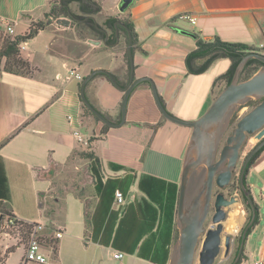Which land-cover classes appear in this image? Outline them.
Returning <instances> with one entry per match:
<instances>
[{
    "label": "crops",
    "instance_id": "obj_1",
    "mask_svg": "<svg viewBox=\"0 0 264 264\" xmlns=\"http://www.w3.org/2000/svg\"><path fill=\"white\" fill-rule=\"evenodd\" d=\"M99 3L98 23L107 16H125L133 25L134 78L150 77L166 110L185 120L197 119L208 108L218 88L213 81L230 65L229 59L222 58L201 74H188L184 59L195 47V34L207 41L219 36L264 49V0H132L123 12L120 0ZM48 8V0H0V19L11 25L15 35L41 19ZM186 13L196 17L195 23L181 17ZM3 26L2 22L0 36ZM62 28L73 30L71 24L50 22L21 44V56L29 62L32 74L4 72V60L0 62V157L8 179V205L17 219L42 224L50 222L43 207L52 186L50 178L40 172L67 163L80 144L74 131L83 136L88 133L80 118L81 81L67 78L69 69L84 77L104 68L127 82L126 64L119 53H112L121 43V34L111 48L75 36V42L84 44V52L56 51L57 56L49 47ZM86 94L95 107L116 119L123 91L110 80L94 77ZM160 120L153 130L151 125ZM101 127L97 122L91 130L97 136ZM190 132V127L163 119L150 84H138L128 98L124 124L100 133L94 145L102 162L103 186L100 193L94 190L90 196L89 222L83 199L66 187L56 191L62 196V215L57 219L54 214L53 221L62 236L54 264H160L139 253L143 246L145 254L154 255L150 242L143 243L148 235L143 206L148 199L138 188V180L154 175L179 184ZM111 163L123 168L115 169ZM246 182L254 200L264 203V150L249 167ZM115 189L123 192L124 204L116 203ZM261 228L264 233V226L257 224L246 238L247 258L249 254L251 258L264 256V234L256 252L248 249L253 233ZM117 250L124 252L122 258L113 257Z\"/></svg>",
    "mask_w": 264,
    "mask_h": 264
},
{
    "label": "water",
    "instance_id": "obj_2",
    "mask_svg": "<svg viewBox=\"0 0 264 264\" xmlns=\"http://www.w3.org/2000/svg\"><path fill=\"white\" fill-rule=\"evenodd\" d=\"M132 0H120L119 10L125 11ZM56 24L68 27L71 23L68 17H57ZM115 25L116 45L119 41L118 26L128 33L127 50L129 57V76L124 86H121L112 72L104 68L93 69L82 80L79 95L82 102L102 123L109 127L124 124L126 105L132 90L142 82H148L157 107L163 117L175 123L191 128V132L183 155L181 175L179 180L175 226L177 241L170 251L167 264H194L198 245L199 264H214L221 245L227 254L230 249L231 234L222 237L223 221L227 217L226 209L237 202L234 195L227 196L226 189L235 174L240 160V153L248 137L259 133L262 137L246 154L239 173V187L247 198L251 217L242 229L237 256L231 264H235L245 243L248 228L259 214V205L254 200L250 189L244 184V173L249 160L264 147V53L251 51L242 56L236 66L232 80L218 92L208 108L194 120H185L168 112L161 103L154 81L148 76L134 78V63L132 51V36L129 29L121 21ZM103 40L89 38L95 45L106 44L108 31ZM254 58L262 65L248 78L241 79V73L248 59ZM97 74H105L118 89L123 91L120 104V119L111 121L98 111L87 98L86 86ZM250 101H257L246 113L232 125V116L239 106ZM214 187L218 189L214 192ZM210 217L211 224L206 226Z\"/></svg>",
    "mask_w": 264,
    "mask_h": 264
},
{
    "label": "trees",
    "instance_id": "obj_3",
    "mask_svg": "<svg viewBox=\"0 0 264 264\" xmlns=\"http://www.w3.org/2000/svg\"><path fill=\"white\" fill-rule=\"evenodd\" d=\"M48 3L50 5L49 11L44 13V16L57 18L60 15H64L70 18L71 26H73L78 31L81 38L84 39L93 38V39L103 40L106 37L105 30L108 31V36L106 39V44L108 47H113L114 46L113 44L116 42L114 23L117 20L121 21L129 29V32L132 36V51L134 50L136 35L131 21L126 17L107 16L104 19L103 23L101 24L98 23L95 20V16L102 9L101 4L99 3L98 0H48ZM127 10L128 8L125 9V11ZM46 24L47 23H43V21H37L36 23H31L25 32L15 35H7L4 38L3 43L0 46V62L2 59L4 60L3 62L4 72L12 73V74H22V75H27L31 73L32 69L30 67L29 62L21 56V44L33 38L40 29L44 28ZM118 29H119V34H123L125 36V43H126L125 53H124V60L126 64L125 78L128 79L129 76V57L127 50L128 33L126 29L122 28L121 26H118ZM194 36H195V47L187 53L184 59L186 71L188 74H201L206 70H208V68L216 60L222 58H227L230 60V65L227 68V70L222 74H220L219 76H217L213 81V85L218 87L216 90V94L220 92L222 88L232 80L236 66L241 60L242 56L251 51L259 52L260 50L259 47H254L252 45H248L242 42L226 41L220 38L219 36H215L210 41L202 39L201 37H199L198 34H195ZM261 65L262 62H260L257 59L254 58L248 59L242 70L241 79H246L249 76H251ZM96 76H104L105 78L108 79V77L105 74H97L94 77ZM113 76L121 86L125 85V82L120 80L117 75L113 74ZM85 77L86 76H84L82 80ZM80 84H79V88H80ZM159 98L163 106H165V103L161 98V96H159ZM92 106L94 105L92 104ZM95 108L98 111H100L97 107ZM85 113L92 116L96 120V122H101L95 115H93L89 111V109L85 106V104L81 100L80 118L82 122H83L82 117ZM101 113L114 122H118L120 119V111L117 114L115 120L112 119L108 114L104 112ZM161 123L162 120L151 125L153 130H155ZM108 129L109 126L102 123L100 133L105 134ZM263 150L264 147H262L256 154H254L247 164L243 180H244V184L248 189L249 186L247 185L246 182V175L248 169ZM82 157L88 159V167L91 176L93 178V188L96 193H100L101 188L103 186L101 159L98 156V154L92 149L91 145L88 147L87 151H84L82 153ZM111 166L114 167L115 169L123 168L122 166L114 165L113 163H111ZM138 188L145 193L148 199L146 200V203L143 206V213L146 221V233L148 234L147 237L143 240V243L150 242L149 245L154 255L148 256L147 254H145L143 246L140 247L139 253L144 258L151 259L154 262L160 264H167L169 259L170 248L177 232L175 226V214H176L179 184L154 175H144L140 177L138 180ZM239 190L241 197L244 201L245 207L246 209H248L249 204L247 203V198L241 192L240 187ZM77 197L83 199L81 194H78ZM9 198H10V194H9L8 179L6 176L4 163L0 157V225L6 219L16 218L11 212L10 207L8 205ZM46 204H47V207L45 209L46 215L53 216L55 208L52 202L48 200ZM88 215H89V205H86V213H85L86 224L89 222ZM250 217H251V212L249 211V215L245 225L250 220ZM258 222H259V214L256 216L254 223L248 228L246 238L253 231L255 225H257ZM19 229L21 232H27L30 229V225L28 224L21 225ZM241 234L239 235L238 238L239 243L241 240ZM246 238H245V242H246ZM47 242L51 245L52 251L56 258L58 251V239L51 236L47 239ZM238 250L239 249L237 248L235 255H237ZM11 251L12 250L8 252ZM243 254H244V247L240 254L239 260L243 258Z\"/></svg>",
    "mask_w": 264,
    "mask_h": 264
},
{
    "label": "rangeland",
    "instance_id": "obj_4",
    "mask_svg": "<svg viewBox=\"0 0 264 264\" xmlns=\"http://www.w3.org/2000/svg\"><path fill=\"white\" fill-rule=\"evenodd\" d=\"M49 7H50V5H49ZM48 11H49V8H48ZM62 16L66 17L64 15H60L59 17H62ZM123 17H125V16H123ZM55 19L56 18L47 17V16L43 15V17L37 21H43V23L52 22L55 24L56 23ZM37 21H33L32 23H36ZM70 21H71V19H70ZM71 27H73V26H71ZM62 29L63 30L56 33L55 38H57V39H56L55 43H53V45L51 47H49L50 53L59 56L58 53H56V51L57 52H61V51L62 52H73V51H76L79 53V55L81 54L82 51L84 52V50H85L84 44L82 42H75V39H74L75 36L76 37L80 36L78 31L74 27H73V30L71 28L70 29L62 28ZM121 35H122L121 43L119 45H117V47H115V49H113L114 51H112V53L113 54L119 53L120 58H121V62L123 63V65H125L124 53H125L126 43H125V36L123 34H121ZM40 41L41 42H39V45L43 44V41L42 40H40ZM109 48H111V47H109ZM259 52L264 53V49L260 48ZM84 69L85 68H83V72L86 73V71H84ZM30 74H32V71ZM256 102L257 101H250L244 105L239 106L238 109L235 111V113L232 116V125L231 126L234 125V123L236 122V120L239 117H241L244 113H246L248 110H250L251 107L256 104ZM82 118H83V122H82L83 127L86 129L85 131L88 132L84 136L85 139L87 140V143L86 144L80 143L78 146V149L72 154V156H70V159H68V161L65 165L56 166L54 168H51L48 170L46 169V170H43L40 172V176L48 177L51 180L52 189L50 191H48L47 194H45L44 201L47 202L49 200L52 202V204L55 208V211L53 214H55L57 219H59L62 215V210H61L62 196L59 194V192L56 193V191L59 188L63 189L66 187L68 190L74 191V193L76 195L81 194L86 205L90 204V202H91L90 196L94 192L93 178L91 176V173H90V170L88 167V159L82 157V153L84 151H87L88 147L90 145H91L92 149L95 151L94 145L96 144L98 137H101L102 135L100 133H98V135L96 136L94 134V132L91 130V127L95 123H97L96 120L92 116L85 113ZM100 123H102V122H100ZM261 138L262 137L260 136V134L256 133V134L248 137L247 141L245 142L244 147L242 148V151L240 153V160H239L238 165L236 167L235 174L232 178L230 188H229V194L227 196L232 195V193L235 190V187L238 185L239 171H240L242 162H243L246 154ZM53 193L56 196L58 195V197H56V199L54 198V196H51ZM59 198H60V200H59ZM237 199H238L237 202L230 205L226 209L227 217L223 221L222 237L226 234H231L232 238H233V240L231 241V244H230V249H229L228 253L226 254L225 253V247H224L223 241H222L221 250H220L218 256L215 258L214 264H231L233 262L234 255H235V248L237 245V238L241 234L242 228L245 226V223L247 222V218L249 215V210L246 209L244 201H243L240 193L238 194ZM46 207H47V205L43 207L44 208L43 209V215L46 216L48 219L50 218V222H48L47 224H44L45 225V232H43V237L40 240V242L43 246V251L47 256V260H48L47 264H54V263H56V261H55L56 258L54 256L53 251H52L51 245L47 242V239L51 236H54V233H55L54 230L56 227H55V224L53 221L54 215L53 216L46 215V213H45ZM59 210H61V211H59ZM258 213H259L258 224L260 225V227H263L264 226V203H261L259 205V212ZM232 216H236V217L239 216V218L242 219V222L239 225V228L235 233H228L225 229L226 228L225 226L227 225L226 221L233 218ZM210 224H211V219H210V217H208V219L206 220V226H209ZM49 229L51 231H49ZM263 234L264 233L262 232V228L260 230H258V232L253 233L251 240L248 242V249L250 251L254 250V252H256L257 246L261 242ZM25 238H26L25 233H23L17 229H7L6 233H3L0 230V264L2 262H4V263L6 262L7 264H18L20 262L21 258L24 255V252H25V248H24L25 244H26ZM176 241H177V232H176V236L173 240V243H172L170 249H172L174 247ZM10 250H12V251L8 252ZM199 250H200V245H198V249L196 251L194 264H199V260H198ZM246 252H247L246 247L244 246V254H243L244 259L247 258ZM251 257H252L251 254H249V257L247 259L250 260ZM253 257H255V256H253Z\"/></svg>",
    "mask_w": 264,
    "mask_h": 264
},
{
    "label": "built area",
    "instance_id": "obj_5",
    "mask_svg": "<svg viewBox=\"0 0 264 264\" xmlns=\"http://www.w3.org/2000/svg\"><path fill=\"white\" fill-rule=\"evenodd\" d=\"M182 18L188 19L191 23H195L196 17L192 14H183L181 15ZM3 22V29L1 30V36H0V44L3 42L4 38L7 35H12L14 32V29L6 23V21H1L0 24ZM262 49V47H259ZM74 77L77 80H82V75L76 71V69L72 68L69 69L67 78ZM74 135L76 139L81 144H86L87 140L83 135H81L78 131H74ZM239 179V177H238ZM239 181V180H238ZM240 193L239 190V182L238 185L235 187L234 192L232 195H234L237 199L238 194ZM114 199L117 204L121 205L125 203V197L123 192L120 189L114 190ZM238 201V199H237ZM28 224L30 225V229L27 232H23L26 235V244H25V252L23 257L21 258L20 262L18 264H47V256L43 251V246L40 242V240L43 237V232H45V225L42 223H36V222H29L20 220L17 218H9L4 220L0 225V230L3 233H6L7 229H17L20 230L19 227L21 225ZM4 230V231H3ZM54 238H60L62 236V231L60 229L54 230ZM259 252V251H258ZM114 258H122L124 256L123 251H114L113 253ZM1 264H7L6 262H2ZM235 264H264V256L263 255H257V257L251 258L250 260L242 258L241 260L237 261Z\"/></svg>",
    "mask_w": 264,
    "mask_h": 264
},
{
    "label": "bare ground",
    "instance_id": "obj_6",
    "mask_svg": "<svg viewBox=\"0 0 264 264\" xmlns=\"http://www.w3.org/2000/svg\"><path fill=\"white\" fill-rule=\"evenodd\" d=\"M232 217L233 218L230 217L231 219L226 221L227 225L225 226L226 227L225 229H226V231L228 233H235L238 230L239 225L242 222V219L239 218V216H237V217L236 216H232Z\"/></svg>",
    "mask_w": 264,
    "mask_h": 264
},
{
    "label": "flooded vegetation",
    "instance_id": "obj_7",
    "mask_svg": "<svg viewBox=\"0 0 264 264\" xmlns=\"http://www.w3.org/2000/svg\"><path fill=\"white\" fill-rule=\"evenodd\" d=\"M123 28V27H122ZM239 173H240V171H239ZM239 177V176H238ZM232 181V180H231ZM230 184H231V182H230ZM229 188H230V185L226 188V189H224L223 190V192L226 194V195H228L229 194ZM218 191V189L216 188V187H214V192H217ZM248 210L250 211V206L248 207ZM206 224V223H205ZM239 238V237H238ZM238 238H237V245H236V248H235V253H236V250H237V248L239 249V245H240V243H239V240H238ZM239 244V245H238ZM244 247V246H243ZM242 250H243V248H242ZM242 252V251H241ZM238 254V253H237ZM241 254V253H240ZM237 255H234V258L236 257ZM234 260V259H233Z\"/></svg>",
    "mask_w": 264,
    "mask_h": 264
}]
</instances>
